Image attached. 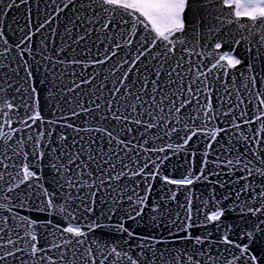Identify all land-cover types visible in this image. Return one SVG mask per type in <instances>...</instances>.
<instances>
[{"label":"snow or ice","instance_id":"obj_1","mask_svg":"<svg viewBox=\"0 0 264 264\" xmlns=\"http://www.w3.org/2000/svg\"><path fill=\"white\" fill-rule=\"evenodd\" d=\"M34 3L35 11L30 0H0V182L6 201L0 203L6 213L0 214V264H220L224 253V264H264V0H50L46 13L41 0ZM21 5L25 24L6 26L8 10ZM46 28L51 41L43 36ZM56 37L57 55L65 56L58 63L82 69L73 70L79 83L73 81L67 93L91 89L70 112L87 126L57 117L61 101L74 102L67 93L56 99L55 110L49 104L54 118L42 115L34 45L43 55ZM61 77H54V88ZM56 95L49 91L45 102ZM181 153L183 163H172ZM46 157L55 173L51 191L40 182ZM179 168L184 172L175 178ZM197 182L211 190L194 207L188 189ZM181 189L188 191L183 202L177 199ZM173 203L181 210L174 218ZM98 204L107 207L96 216ZM54 215L66 226L54 223ZM116 215L114 229L126 239H89L110 226L101 218ZM230 215L236 219L229 221ZM125 218L138 227H164L173 237L170 224L183 235L171 241L142 235L126 227ZM176 241L184 246L167 247ZM161 244L163 249L155 247Z\"/></svg>","mask_w":264,"mask_h":264},{"label":"water","instance_id":"obj_2","mask_svg":"<svg viewBox=\"0 0 264 264\" xmlns=\"http://www.w3.org/2000/svg\"><path fill=\"white\" fill-rule=\"evenodd\" d=\"M8 0H5V3H7ZM17 2H19V0H17ZM45 3H50V0H41V9L43 10V12H51V9H46L45 8ZM57 3H60V0H57ZM30 6L33 8V11H35V3H34V0H30ZM2 12H3V9L0 8V15H2ZM25 17H26V8L24 5H21L20 8L16 9H11V10H8V15L6 18H4V23L5 25L7 26V24H12L13 28L16 27L17 24H19L20 26H23L25 24ZM15 18V23H13V19ZM45 18V16L41 15V22H43V19ZM60 25L58 27V33L60 34H63L64 33V29H65V22H64V17L61 16L60 17ZM52 28H57V24L56 23H53L51 25ZM68 27H71V25H68ZM43 32V36H48L49 37V41H51L52 37L50 36V29L46 28L44 30H42ZM6 34L9 35V39L10 41L12 42H15L14 38L9 34L7 33L6 31ZM43 36H40L38 35L35 39L37 41H39V39L43 38ZM56 41L57 43L56 44H52V43H49L48 45V48L46 50H43V55L40 54L39 51H37V49L39 48V45L38 43L36 45H34V54H35V59L36 60H39L41 61V65H40V72L39 73H35V83H36V86L37 88H40L41 87V84L39 83L40 79H45L46 82H48V87L50 89H44L45 93H49V91H53V92H56L57 95L55 98L51 99L50 101V104H51V109L52 110H55V101L56 99L59 98L60 95H64L65 93H67V89L68 88H71L73 87V81H75L76 83H79V77L78 76H73L72 73H73V70L76 72V73H80L82 71V69L77 66L75 67V69H73V67L67 63H65L64 65H61L58 63V59H64L65 56L61 55V56H58L57 55V52H56V49L61 46L60 45V42H59V37H56ZM65 43L66 44H70L71 41L67 39V37H65ZM3 43L0 42V52L3 51ZM80 49H77V52H79ZM238 51H240L241 53L243 52V49H238ZM16 53L15 51H13L12 53L9 54V59H11L12 56H15ZM67 55H75V53H68ZM45 57H51V59H45ZM18 59V58H17ZM28 59L31 61V57H28ZM2 62H5L3 60V57H0V63ZM56 65L55 68H53V65ZM205 64H209V61H205ZM44 65H47L48 66V71L45 72V68H44ZM13 67H15V64L12 65ZM240 68V71H244V66H239ZM3 74V70H0V75ZM21 76H24L25 73L21 70ZM61 74H62V77H61ZM89 72L88 71H85V75H88ZM237 76H238V73H237ZM54 77H61L59 79H55V85L59 86V88H54ZM102 80V77H100L98 80H97V85L100 83V81ZM229 84H228V87L231 88L232 85H231V74L229 75ZM47 84V83H45ZM242 85V80L239 78H237V82H236V87L237 88H240L241 89V93L243 94V89L241 87ZM108 87L110 88L111 87V83L109 82L108 84ZM62 89V91L60 90ZM221 92H223V88L220 89ZM91 89L85 87V86H82L80 90H77L75 92H72V93H67V99H71L73 100L74 102L72 104H66L64 103L63 101H61V104H60V107L62 109V111H58L57 112V117L59 116H63V115H67L68 116V119L69 121H72L74 122L75 124L77 125H80V126H87L84 124V117H80V118H73L70 116V112L75 109V110H79L77 107H76V104H75V101L76 100H84L85 102L90 98L89 96L87 95H84V93L86 92H90ZM105 96H107V91H105ZM48 97V96H47ZM45 98L43 99V102L44 104L46 105L47 103L45 102ZM85 106L86 107H94V106H91V105H88L87 103H85ZM103 107V106H102ZM52 118H54L52 116ZM96 122L94 121H89V124L92 125V124H95ZM61 129L59 126H57V132H59ZM67 133L69 136H72L74 135V133L71 131V130H67ZM83 134V133H82ZM85 136H87V134H83ZM0 144H2V141H0ZM200 150L202 151L203 150V145L200 146ZM213 157L210 156V159H212ZM184 161V153H181L179 156H174L171 158V162L172 163H183ZM199 167H200V157L199 155L197 156L196 158V164H195V171H198L199 170ZM211 167V165H210ZM1 171H3V169L1 168ZM226 171V170H225ZM184 172V168H179L177 169L173 175L175 178H179L181 173ZM224 179H227L228 177L225 176L223 177ZM210 179H215V177H210ZM160 187V181L157 180L155 182V188H159ZM173 190H175V186H171ZM211 190V185L207 184V183H203V182H197V183H194L193 185L189 186V189L188 191H191L192 195H193V204H194V207L195 206H198L200 204V200H203V199H206L208 198L209 196V192ZM188 191L184 190V189H181L179 194H178V201L180 202H183L184 201V198L185 196L188 194ZM217 196L219 197V194L222 190H220L219 188H217ZM4 187L3 188H0V203H6V201L3 200V196H4ZM157 195L156 193H154V196ZM107 199H111V197H107ZM107 205H104V206H99L98 204V211H97V214L96 216H99V211L100 210H103L104 208H106ZM169 207L172 209V214H173V218H174V214L175 212H178V211H181L175 203L169 205ZM16 209H14L15 211ZM148 211V210H147ZM19 212L21 215H27L28 213L26 212V210L24 209H19ZM0 214H6L3 212L2 209H0ZM33 218H35L36 216H39L41 219H45L47 218V215L45 213H33ZM150 215V214H149ZM96 216H93L92 219H96ZM181 218H183V213L181 212ZM195 218V217H194ZM203 217H201L202 219ZM53 219V222L54 223H61L62 226H66V222H62L60 217L58 216H53L52 217ZM148 219V216L145 217V220L147 221ZM236 219V216L235 215H230L229 216V221H234ZM102 225H110V226H107V227H101V228H98L94 231V233L90 234L89 235V239H92L93 236L98 238L100 240L101 243H114L116 241H121L122 239H126V236H123L119 233H117L114 229V226L120 222V216L119 215H116V216H113L111 220H108L106 217L105 218H101L100 221H99ZM124 223H125V226L126 227H129V228H132V225H133V222L132 221H128L126 218L124 220ZM164 224H168V220L165 219L164 221ZM142 225V224H141ZM169 228L172 229L173 233L175 234L173 237H168V230L164 227H161V228H153L151 226H149L147 228V235L148 234H152V235H156L158 237H166L168 238L170 241L173 240L175 238V236H179V235H183V233H179V232H176V229L174 226L172 225H168ZM194 234H198L199 233V229H193L192 230ZM184 245L179 242V241H176V243L173 245L171 242L167 245V247L169 249H172L173 247L175 248H181L183 247ZM155 247L157 249H163L165 247V245H155ZM228 256V253H224V256L220 257V264H224V259ZM172 259V257L169 256L168 253H165V260H170ZM157 264H162L161 261H158Z\"/></svg>","mask_w":264,"mask_h":264},{"label":"flooded vegetation","instance_id":"obj_3","mask_svg":"<svg viewBox=\"0 0 264 264\" xmlns=\"http://www.w3.org/2000/svg\"><path fill=\"white\" fill-rule=\"evenodd\" d=\"M229 31H232V30H234V28H230V29H228Z\"/></svg>","mask_w":264,"mask_h":264}]
</instances>
